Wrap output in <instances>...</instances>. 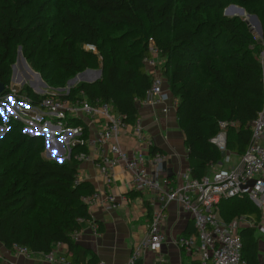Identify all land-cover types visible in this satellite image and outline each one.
<instances>
[{
    "label": "trees",
    "instance_id": "trees-1",
    "mask_svg": "<svg viewBox=\"0 0 264 264\" xmlns=\"http://www.w3.org/2000/svg\"><path fill=\"white\" fill-rule=\"evenodd\" d=\"M230 5L257 17L261 42L243 18L224 15ZM150 38L161 76L177 101L176 121L191 178H202L211 164L222 162L210 143L220 123H226L228 152L242 156L263 105L259 54L264 0H0V83L5 88L0 100L12 93L10 66L20 47L28 66L53 88L64 89L86 69H100L94 83H81L58 96L72 98L82 92L89 101L110 103L131 126L151 83L144 64L150 57ZM28 89L16 96L24 94L42 110L48 95ZM9 131L0 136V245L10 253L17 245L46 254L62 244L69 263L97 264L90 249L72 240L82 229L78 220L90 219L83 198L94 189L77 181L75 160L87 147L71 146L69 160L58 163L43 157L41 136L19 131L8 137ZM155 152L159 150L150 145L149 154ZM219 213L225 222L242 214L260 218L247 198L221 202ZM240 236L243 261L258 264L254 230L244 229Z\"/></svg>",
    "mask_w": 264,
    "mask_h": 264
},
{
    "label": "built area",
    "instance_id": "built-area-1",
    "mask_svg": "<svg viewBox=\"0 0 264 264\" xmlns=\"http://www.w3.org/2000/svg\"><path fill=\"white\" fill-rule=\"evenodd\" d=\"M149 53L150 57L144 59V64L151 83L140 104L159 105L162 107L161 111L167 114L172 108H176L177 101L171 100L170 95L163 90L161 63L152 38L149 39ZM263 53L264 51H261L259 54L263 105L252 122L248 147L236 164H230L226 123H220L219 130L210 139V143L224 154L223 162L230 165L224 168L220 163L211 164L210 172L197 180L191 178L189 172L178 177L166 176L164 174L166 156L161 152L149 154L151 144L147 140L141 120L138 118L133 125H127L124 118L113 111L110 103L97 99L89 101L82 92L72 98L59 97L58 93L51 92L42 100V110L36 107L42 112L41 115L49 117L48 122L53 123L58 132L71 140L67 144L68 152L74 144H85L96 153L95 157L88 152L79 153L75 160L79 164L94 161L106 189L114 183V171L118 170L123 176V185L127 193L148 192L153 195L148 204L151 220L147 232L132 248L127 264H142L146 256L160 252L166 242L162 226L167 217L166 208L171 202L179 203L182 212L188 214L194 229L192 234L177 237L174 243L185 254L196 257L199 264H245L242 259L241 229L252 226L259 234L264 235ZM11 94L2 98L3 102H8ZM13 94L12 99L16 104L18 97L25 104L31 105L27 96H16V92ZM16 107L18 108V104ZM128 127L137 143L147 146V151L138 147L133 150L124 148L122 137ZM84 132L87 133L85 139ZM77 181H80L79 178ZM233 198H247L259 211L260 221L254 224L244 217L229 222L223 221L219 216V205ZM83 202L88 210L99 206L105 211H114L127 204L129 198L127 194L117 199L109 191L107 193L94 191L85 196ZM78 222L82 227L89 226L95 235L99 233V227L91 217L79 219ZM79 234L80 232L72 235L74 242L77 241ZM61 245L57 244L46 254L31 253L24 247L14 245L13 254L26 258L41 255L45 261L52 264H71L59 253ZM97 264L104 263L98 261Z\"/></svg>",
    "mask_w": 264,
    "mask_h": 264
},
{
    "label": "crops",
    "instance_id": "crops-1",
    "mask_svg": "<svg viewBox=\"0 0 264 264\" xmlns=\"http://www.w3.org/2000/svg\"><path fill=\"white\" fill-rule=\"evenodd\" d=\"M256 37L258 39V36ZM262 51H264V46ZM163 90L170 95L171 100H176L171 96L165 80L163 82ZM137 108L139 119L143 124L149 144L155 146L159 152L166 156L164 174L169 177H178L188 172L187 151L183 145L182 131L177 125L176 108H172L167 114L161 111L162 107L159 105L138 104ZM130 132V127L123 132L122 142L124 148L133 150L138 147L147 151V146L145 144H138ZM65 137L62 134L58 140H64ZM87 152L91 156H96V153L88 148ZM232 156L237 159V162L239 161V157L232 153H230V161ZM46 158L49 160L56 159L48 156ZM78 172L79 180L89 182L94 191L102 193L109 191L117 199L127 194L123 185V176L118 170L114 171L115 180L109 189H106L103 178L96 169L94 161L79 164ZM136 194L137 196L134 197L129 196V202L122 205L118 210L105 211L99 206L88 210L90 217L99 227V233L95 235L91 228L85 225L82 227L75 243L81 247L90 249L96 256L97 261H101L104 264H127L132 248L146 234L147 226L151 220L148 204L153 195L148 192ZM166 215L167 217L162 226L166 242L161 247L160 252L149 254L144 258L142 264H194L197 262L196 257L185 254L174 243L177 237L194 232L188 214L182 212L179 203L171 202L166 208ZM238 217L247 218L253 221L254 224L260 221V218L256 221L257 218L254 215L242 214L235 218ZM247 228L253 229L254 237L259 239L258 264H264V236L255 235L257 230L252 226L244 227L241 231ZM66 252L67 246L61 245L59 253L64 255ZM0 255L2 257L0 264H52L45 261L41 255H34L28 258L17 256L6 251L1 245Z\"/></svg>",
    "mask_w": 264,
    "mask_h": 264
},
{
    "label": "rangeland",
    "instance_id": "rangeland-1",
    "mask_svg": "<svg viewBox=\"0 0 264 264\" xmlns=\"http://www.w3.org/2000/svg\"><path fill=\"white\" fill-rule=\"evenodd\" d=\"M229 10L227 11V13L229 12ZM251 17L252 16H249L246 13H245V16H242V18L248 22L249 28L252 29V33L256 37L258 36V29H256L257 24L255 23L254 20L251 19ZM21 56H23V54L20 48L19 53L17 54L16 52L14 61L12 62V64H15V68H14V79L12 82H10V89L14 86L19 87L20 91L24 89H28L27 88L28 83H30L32 84L33 89H28V90L31 92H33V90H37L41 92L39 96L46 95L51 92L66 95L67 89H71L82 83L81 79L76 80L75 83H73L70 87L67 86V84L65 83V86H64L65 90H61L63 89L61 87H56V88L50 87L46 83L42 84L40 83L38 78H36L33 74L29 73L26 70L25 66L23 65L21 61ZM11 95L14 97L13 92ZM16 100H17L19 109L16 107L17 106L16 102L13 100H10V98H8V102L6 103L3 102V99L0 100V136L4 131L6 132V130L7 131L10 130L8 137H13L19 131H21L22 134L27 135L26 133H30V132L31 133L39 132V131L41 132L42 128L45 127L46 129L42 131L44 132V135L41 136L43 143H44L43 157L44 158H46L47 156L50 158L54 157L56 158L55 159L56 161L58 160H61L63 162L68 161L69 158L67 157L68 156L67 144L68 142L71 141L70 139L68 140V136L65 137V139H67L68 141L65 139L58 140L60 139L62 134L61 132L57 131L58 129L53 123L48 122L49 117L41 115L42 113L41 111H38V109H36V107L34 106L25 104V102L21 98L16 97ZM10 125H11V129L10 128L7 129L8 126ZM48 130H50L51 132L49 133ZM236 163H237V159L234 156H232L231 164L233 165ZM220 164L224 168L228 167V165L225 164L223 160L222 162H220ZM209 172L210 170H208V173ZM255 235L264 236V235L259 234L258 231L255 232ZM1 259L2 257L0 255V260Z\"/></svg>",
    "mask_w": 264,
    "mask_h": 264
},
{
    "label": "water",
    "instance_id": "water-1",
    "mask_svg": "<svg viewBox=\"0 0 264 264\" xmlns=\"http://www.w3.org/2000/svg\"><path fill=\"white\" fill-rule=\"evenodd\" d=\"M232 7H235V8H237V9H239V10H241L243 13H244V10L242 9V8H239V7H237V6H234V5H230V6H228L225 10H224V15L225 16H228V17H241L242 18V16L240 15V14H235V13H233V14H228L227 13V10H229L230 8H232ZM251 19L252 20H254L255 21V23L257 24V27H258V42H261V26H260V23H259V21H258V19H257V17H255V16H252L251 17ZM245 21V20H244ZM247 24H248V22L247 21H245ZM250 31L252 32V29H250ZM19 51H20V47H18L17 48V54L19 53ZM21 61H22V63H23V65L25 66V68H26V70L29 72V73H31V74H33L36 78H38V80L40 81V83H42V84H44V82L42 81V79L40 78V76H39V74L38 73H36V72H34L29 66H28V64H27V62H26V60H25V58L23 57V56H21ZM14 68H15V64H12L11 66H10V69H11V82L13 81V79H14ZM100 74H101V70L100 69H98V70H90V69H86V70H84V71H82V72H80V73H78L77 75H75L72 79H69L68 81H67V86H71L73 83H75V81L76 80H78V79H81L82 80V83H88V84H92V83H94L95 81H97L99 78H100ZM90 75H92V76H90ZM95 75V76H94ZM88 76H90V77H88ZM28 88L29 89H33L32 88V85L31 84H28ZM19 87H16V86H14V87H12L11 88V91L12 92H19ZM61 90H65V89H61ZM4 91H5V88H4V86L0 83V97L1 96H3L4 95ZM69 92V89H67V92H66V94ZM33 93L34 94H36V95H40L41 94V92H39V91H37V90H33ZM11 100H13L12 99V97L10 98ZM46 116V115H45ZM28 136H31V137H33V136H43L44 135V132H30V133H26ZM75 145V144H74ZM70 152H71V148L69 149V152H68V158H69V155H70ZM221 156L223 157L224 156V154L223 153H221ZM58 163H61V160H58L57 161Z\"/></svg>",
    "mask_w": 264,
    "mask_h": 264
},
{
    "label": "bare ground",
    "instance_id": "bare-ground-1",
    "mask_svg": "<svg viewBox=\"0 0 264 264\" xmlns=\"http://www.w3.org/2000/svg\"><path fill=\"white\" fill-rule=\"evenodd\" d=\"M228 11V10H227ZM233 13H235V14H240L241 16H245V13H243L241 10H239V9H237V8H235V7H232V8H230V10H229V12H228V14H233ZM28 84H30V83H28ZM32 85V84H31ZM46 128L45 127H43L42 128V131H44ZM48 132L50 133L51 131L50 130H48Z\"/></svg>",
    "mask_w": 264,
    "mask_h": 264
}]
</instances>
